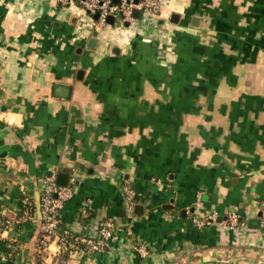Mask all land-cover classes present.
Returning <instances> with one entry per match:
<instances>
[{"label":"crops","instance_id":"crops-1","mask_svg":"<svg viewBox=\"0 0 264 264\" xmlns=\"http://www.w3.org/2000/svg\"><path fill=\"white\" fill-rule=\"evenodd\" d=\"M146 3L103 26L0 0V264H264V0ZM52 171L58 233L107 219V248L34 239L21 198Z\"/></svg>","mask_w":264,"mask_h":264},{"label":"built area","instance_id":"built-area-1","mask_svg":"<svg viewBox=\"0 0 264 264\" xmlns=\"http://www.w3.org/2000/svg\"><path fill=\"white\" fill-rule=\"evenodd\" d=\"M63 4L75 5L86 11L87 15L92 18L94 25H106V17L112 15L115 25H122L125 21L131 22L134 19L133 10L135 8H142L147 3L146 0H61ZM97 13L98 17L93 18V15ZM56 171H52L46 174L41 183L40 188V212L42 216L41 222V240L45 242L47 237L57 236L60 245H65L66 240L64 236L68 234V231L64 230V235L58 233L60 225V210L63 207L65 201L72 195V187L65 185H59L56 182ZM21 213L20 217L26 219L33 213L30 212L31 200L27 196L21 198ZM90 208L84 207L81 211L82 215L86 216L89 213ZM212 217V215H211ZM214 217H212L213 219ZM6 220H0V225H4ZM209 219L199 218L194 219V223L197 226L205 225ZM223 222H227V225L234 226L237 223V215L235 212H229L226 219ZM264 225V220L262 221ZM112 223L110 220L103 219L96 222L94 233H82L73 234V241L83 243L86 246V250L89 251H102L109 245L110 238L112 237Z\"/></svg>","mask_w":264,"mask_h":264},{"label":"water","instance_id":"water-1","mask_svg":"<svg viewBox=\"0 0 264 264\" xmlns=\"http://www.w3.org/2000/svg\"><path fill=\"white\" fill-rule=\"evenodd\" d=\"M137 1V0H135ZM139 9L138 8H135L133 10V16L134 17H138L139 15ZM98 17V14L95 13L93 15V18L96 19ZM106 22H108L109 24H113L114 23V18L112 15H109L106 17ZM125 25L128 24V21H125L124 22ZM92 35L93 37L90 38V42L89 44L91 46H94V43L96 41V35H97V30H93L92 32ZM69 176L70 174L68 172H65V171H58L57 174H56V182L59 184V185H62V186H65L68 184V180H69ZM135 199H138V197L136 196ZM34 202H35V211H36V215H37V227H36V231L34 233V239H36L40 233V230H41V222H42V216H41V212H40V206H41V203H40V191L38 190H35L34 192ZM220 216L217 218L218 220H220Z\"/></svg>","mask_w":264,"mask_h":264},{"label":"trees","instance_id":"trees-1","mask_svg":"<svg viewBox=\"0 0 264 264\" xmlns=\"http://www.w3.org/2000/svg\"><path fill=\"white\" fill-rule=\"evenodd\" d=\"M30 200H31V207H30V212H32V213H34L35 212V208H34V202H33V200H32V198H30ZM93 215V211H89V213H88V215H86V216H81L82 218H81V220L82 221H87L88 219H90V217ZM3 226L4 225H0V230L3 228ZM59 230H61L60 229V226H59ZM60 232V231H59ZM61 233V235H64L62 232H60ZM73 234L75 235V233H71V232H69L68 231V234H66V236H64V238H65V240L67 241V240H73ZM0 244H2V245H4L5 243H4V241L2 240V239H0ZM82 246L84 245V244H81ZM85 246V245H84Z\"/></svg>","mask_w":264,"mask_h":264},{"label":"rangeland","instance_id":"rangeland-1","mask_svg":"<svg viewBox=\"0 0 264 264\" xmlns=\"http://www.w3.org/2000/svg\"><path fill=\"white\" fill-rule=\"evenodd\" d=\"M81 9V8H80ZM86 13V11H84ZM87 14V13H86Z\"/></svg>","mask_w":264,"mask_h":264}]
</instances>
